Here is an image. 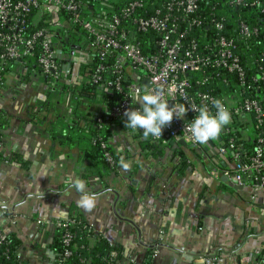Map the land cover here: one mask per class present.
Masks as SVG:
<instances>
[{"label":"crops","instance_id":"1","mask_svg":"<svg viewBox=\"0 0 264 264\" xmlns=\"http://www.w3.org/2000/svg\"><path fill=\"white\" fill-rule=\"evenodd\" d=\"M61 58L70 68L62 70L57 86L35 66L22 64L12 65L0 84V222L20 241V263L56 264L54 223L70 217L121 246L119 264H126L127 255L144 258L147 248L139 244L137 228L144 243L159 244L152 264L256 263L264 249V194L213 177L210 169L227 162L210 141L174 143L153 158L131 131L110 124L117 167L103 175L88 170L91 161L74 132L103 113V106L82 90L85 51L63 50ZM180 151L189 162L184 169ZM69 176L97 195L91 212L79 206Z\"/></svg>","mask_w":264,"mask_h":264},{"label":"built area","instance_id":"2","mask_svg":"<svg viewBox=\"0 0 264 264\" xmlns=\"http://www.w3.org/2000/svg\"><path fill=\"white\" fill-rule=\"evenodd\" d=\"M227 3L239 6L243 0H228ZM82 11L81 0H0V84L7 63H24L25 59L35 54L41 73L48 74L52 81L57 80L61 67L57 62L58 46L53 40V33L64 35L70 26H77L88 33L93 51L99 59L118 51L109 66L111 78L104 80L108 68L102 63L97 64L92 73L94 84L103 83L124 96L112 107L111 116L126 117L125 111L140 107L133 103L130 95L137 89H143L142 79L150 82L149 90L160 89L164 98L172 99L174 105L183 103L188 107L183 118L174 117L171 125L163 129L162 138L149 136L153 141L166 143L168 138L183 140L186 145H202L194 142L185 129L198 115L191 107L198 109L207 104L210 111L215 113L211 103L214 98L222 99L228 106L232 114L231 123L239 117L249 119L255 131L254 150L249 152L243 147L237 136L232 134L230 123L216 139L210 140L216 149L215 155L227 164L224 166L218 161L219 164L212 167L210 173L217 179L227 177L237 186L250 185L254 193L264 194V52L253 58L250 66L243 64L238 44L228 33L226 18L217 12H212L208 19L210 24L207 27H211L212 31L206 44L200 46L194 38L184 43L194 26L205 23L197 0H166L152 10L146 6V0H127L107 21L98 18L93 22ZM126 21L130 22L133 30L125 26ZM131 32L154 33L157 36L153 41L154 50L143 53L140 42L130 38ZM236 32L244 38L257 34L258 29H250L241 22ZM206 70L208 75L198 84L215 79L225 84L231 82L234 87L232 92L219 95L213 89L192 91L188 75ZM127 76L131 80H127ZM97 121L102 123L100 117H97ZM101 148L105 159L112 166L113 156L104 142H101ZM79 223L76 217L54 223L61 248L57 251L56 264H85L84 260L70 262L75 250L71 227ZM10 244L9 234L0 222V248H4L2 254L7 259ZM154 249L152 259L155 256ZM120 259L110 264H119ZM143 262L144 258L140 261L134 255L126 257V264ZM254 264L264 262L257 261Z\"/></svg>","mask_w":264,"mask_h":264},{"label":"trees","instance_id":"3","mask_svg":"<svg viewBox=\"0 0 264 264\" xmlns=\"http://www.w3.org/2000/svg\"><path fill=\"white\" fill-rule=\"evenodd\" d=\"M166 0H146V6L152 10L154 6L159 5L161 2ZM83 3V15L94 22L95 19H103L105 21L111 19L112 15L119 11V9L127 2V0H81ZM200 6V13L205 16V23L198 27H193L189 31L188 36L184 39L186 43L189 39H196L200 46H203L208 42L211 36V27H207L209 23L210 14L212 12H217L220 15L225 16L226 25L228 27V33L235 39L239 47V54L241 56L242 63L247 67L252 63V59L258 57L260 53L264 52V0H243V4L239 6L229 5L228 0H197ZM244 22L247 26L252 29L256 27L258 29L257 34H250L244 38L237 35L236 29L239 23ZM125 26L133 30L130 26V22L126 21ZM131 39L134 41H139L142 48V52L145 54L151 53L154 50L153 41L156 39V35L152 32L141 33V32H131ZM67 37V40H66ZM53 38H55L61 47L65 51L73 52L75 48H82L87 54L88 58L86 63L82 66L83 76L85 81L83 83L82 90L84 93L89 95L92 99L99 101L103 106V113L98 115L102 119V123H98L97 119H90L87 121L85 126H79L75 130V142H78L81 149L86 154L87 158L91 161L88 168L92 174L103 175L104 173L114 171L117 167V156L114 151L110 148L109 137L111 135L110 124L119 125L125 130L131 131L134 136L143 141L146 148L150 150L153 154V158H157L164 154L165 147L168 145L177 143L181 145L180 141H174L167 138L166 143L161 141H153L150 137L145 138L143 132L140 130L127 129L125 127L126 117H114L110 115V111L113 106L119 103L124 97L122 93L117 92L112 87H106L103 83L101 85L94 84L92 82V73L97 64H105L108 68L104 74V80L112 77L111 69L109 66L114 61V56L118 54V51H113L109 55L104 56L99 59L92 48V39L82 29L77 26H70L68 31L64 35L59 33H53ZM37 54L24 60V63L20 62H9L7 63L4 74L12 67L14 64H22L25 67L31 68L36 67V70L40 71V68L36 62ZM72 57L68 56L67 60ZM66 60V59H64ZM63 60V61H64ZM59 66L61 67L62 61L58 60ZM208 71L205 72H195L188 75L191 90H204L213 89L217 94L224 95L232 92L233 85L231 82L225 84L217 79L208 81L205 84H198L204 77L208 75ZM126 75H129L127 73ZM128 77V76H127ZM3 79V78H2ZM62 76L55 81L50 78L47 82L52 86L59 85L62 82ZM127 80H131L129 77ZM2 81V80H1ZM125 81V80H124ZM2 120L0 119V136ZM243 123V124H242ZM232 134L237 136L238 141L243 145L245 149L249 152L254 150V139L255 131L249 119L235 118L231 123ZM101 142H104L111 152L114 160V164L111 166L107 162L104 156V151L101 148ZM195 149V147L193 148ZM179 162L178 165L181 169L188 166V159L182 152H179ZM79 224L71 227V231L74 234L73 244L75 245V250L70 258V262H79L84 260L85 264H110L114 263L123 254V248L121 246L113 245L108 239L103 236L97 235L91 228H89L83 220H80ZM11 244L9 245V258L3 256L4 248H0V264H21L18 257V250L20 249L19 239L9 233ZM94 237L95 241L93 245H90V238ZM56 250L60 251L59 239L56 241ZM257 261L264 262V249L259 253ZM256 261V262H257ZM152 262V249H146L144 254V264Z\"/></svg>","mask_w":264,"mask_h":264},{"label":"clouds","instance_id":"4","mask_svg":"<svg viewBox=\"0 0 264 264\" xmlns=\"http://www.w3.org/2000/svg\"><path fill=\"white\" fill-rule=\"evenodd\" d=\"M133 103L139 104V108L129 109L124 115L127 117L125 127L127 129L143 131V136L162 138L163 129L170 126L174 117L183 118L188 107L183 103H176L169 106V100L164 98V93L160 89L149 90L146 85L144 89H137L130 95ZM205 99H208L205 97ZM215 108L213 114L207 104L201 105L198 109L191 107L198 115L193 121L187 124L185 132L189 133L194 142L206 144L210 140L216 139L223 129L231 123L232 114L228 106L220 98L211 101ZM121 166L127 170L128 163L121 159ZM66 183L74 187L80 193L79 206L91 212L97 202V195L86 190V184L82 179H74L69 176Z\"/></svg>","mask_w":264,"mask_h":264},{"label":"water","instance_id":"5","mask_svg":"<svg viewBox=\"0 0 264 264\" xmlns=\"http://www.w3.org/2000/svg\"><path fill=\"white\" fill-rule=\"evenodd\" d=\"M66 40H67V37H66ZM62 52H63V50H62V48L61 49H58V54H57V59H62L61 58V54H62ZM71 60H72V58H71ZM127 64V63H126ZM64 68H67V70H69V68H70V63L69 62H66V63H64L63 65H61V68H60V70H59V73H60V75H62V70L64 69ZM43 76H44V79H45V81L47 82L48 81V79H49V75L48 74H43ZM142 84H143V89L145 88V86L147 85V86H149L150 85V82L147 80V79H142ZM174 105V101L172 100V99H170L169 100V106L170 107H172ZM94 120H96L97 119V115L93 118ZM181 143H183V144H185V142L183 141V140H181L180 141ZM213 143L211 142V145H212ZM214 145V144H213ZM190 146H192V145H190ZM221 179L222 180H224V181H228V179H227V177H221ZM240 188H242L241 186H239ZM234 188H237V186L235 185L234 186ZM131 224H134L132 221H130V220H128ZM137 231H138V241H139V244L140 245H142V246H144V247H146V248H148V249H153V248H159L157 245H155V244H147V243H144L142 240H141V231L137 228ZM167 246H169V247H171V248H173V249H176L175 247H173V246H171V245H167Z\"/></svg>","mask_w":264,"mask_h":264},{"label":"rangeland","instance_id":"6","mask_svg":"<svg viewBox=\"0 0 264 264\" xmlns=\"http://www.w3.org/2000/svg\"><path fill=\"white\" fill-rule=\"evenodd\" d=\"M209 172V171H208ZM210 174V173H209ZM157 260V259H156Z\"/></svg>","mask_w":264,"mask_h":264},{"label":"flooded vegetation","instance_id":"7","mask_svg":"<svg viewBox=\"0 0 264 264\" xmlns=\"http://www.w3.org/2000/svg\"><path fill=\"white\" fill-rule=\"evenodd\" d=\"M148 249V248H147Z\"/></svg>","mask_w":264,"mask_h":264}]
</instances>
